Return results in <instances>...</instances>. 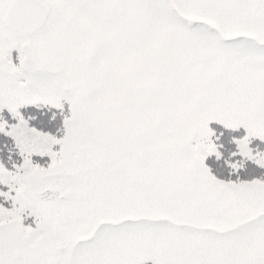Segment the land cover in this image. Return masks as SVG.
Listing matches in <instances>:
<instances>
[{"label":"snow or ice","instance_id":"obj_1","mask_svg":"<svg viewBox=\"0 0 264 264\" xmlns=\"http://www.w3.org/2000/svg\"><path fill=\"white\" fill-rule=\"evenodd\" d=\"M0 264H264V0H0Z\"/></svg>","mask_w":264,"mask_h":264}]
</instances>
